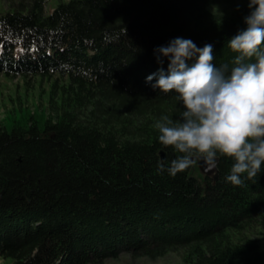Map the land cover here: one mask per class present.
<instances>
[{
	"label": "trees",
	"instance_id": "1",
	"mask_svg": "<svg viewBox=\"0 0 264 264\" xmlns=\"http://www.w3.org/2000/svg\"><path fill=\"white\" fill-rule=\"evenodd\" d=\"M216 1L64 0L45 12V0H28L0 12V76L20 77L26 91L30 79L46 82L45 108L18 98L0 121L1 259L104 264L177 252L190 264H264V229L245 235L264 227V171L234 186L223 156L216 179L196 175L197 163L175 177L158 170L180 154L154 125L179 121L183 106L146 83L168 66L154 49L177 37L212 44L213 63L231 69L227 42L246 29L248 1L223 15L208 7Z\"/></svg>",
	"mask_w": 264,
	"mask_h": 264
},
{
	"label": "clouds",
	"instance_id": "2",
	"mask_svg": "<svg viewBox=\"0 0 264 264\" xmlns=\"http://www.w3.org/2000/svg\"><path fill=\"white\" fill-rule=\"evenodd\" d=\"M247 6L246 29L227 42L237 54L231 69L213 63L212 44L197 47L177 37L154 49L157 63L167 58L168 66L146 83L173 93L183 106L179 121L163 115L154 125L159 142L180 154L167 167L158 161L159 171L175 177L198 161L212 168L220 156L233 161L225 180L234 186L264 171V0H248Z\"/></svg>",
	"mask_w": 264,
	"mask_h": 264
},
{
	"label": "rangeland",
	"instance_id": "3",
	"mask_svg": "<svg viewBox=\"0 0 264 264\" xmlns=\"http://www.w3.org/2000/svg\"><path fill=\"white\" fill-rule=\"evenodd\" d=\"M28 0H0V12H4L13 8H23L27 4ZM44 11L49 12L55 6L56 3L64 0H45ZM68 1V0H65ZM248 0H217L210 6L211 11L216 14H226L234 5L246 3ZM22 3L23 7L20 6ZM30 79V78H29ZM46 82L38 83L37 79H30V83L27 85V91L24 89V83L20 77H14L13 79L5 80L0 76V121L8 111L17 107L18 98L22 102L21 105L28 107L30 110L36 108L46 107ZM17 93V94H16ZM19 95V96H18ZM204 174L198 168L195 172L196 175ZM214 171H210L208 177L213 178ZM258 229H264V227L256 226L255 228L245 232L246 236H254ZM10 259H1L0 264H9ZM104 264H190L185 262L177 252L166 253L165 256L159 257L154 260L147 258L131 259L126 253L118 255L117 259H109Z\"/></svg>",
	"mask_w": 264,
	"mask_h": 264
},
{
	"label": "water",
	"instance_id": "4",
	"mask_svg": "<svg viewBox=\"0 0 264 264\" xmlns=\"http://www.w3.org/2000/svg\"><path fill=\"white\" fill-rule=\"evenodd\" d=\"M159 152V156H160V159H163L164 158V156H165V152L164 151H158ZM217 165V164H216ZM197 166H198V168L200 169V171H202L205 175L206 174H208L210 171H214V178L216 179V175H215V171H216V166L215 167H212V168H210V167H208V166H206L204 163H203V161H198L197 162Z\"/></svg>",
	"mask_w": 264,
	"mask_h": 264
}]
</instances>
